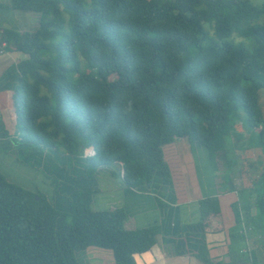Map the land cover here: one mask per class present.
I'll use <instances>...</instances> for the list:
<instances>
[{
  "label": "trees",
  "instance_id": "trees-1",
  "mask_svg": "<svg viewBox=\"0 0 264 264\" xmlns=\"http://www.w3.org/2000/svg\"><path fill=\"white\" fill-rule=\"evenodd\" d=\"M12 7L40 15L33 31L0 30V47L22 55L19 83L5 96L24 156L92 147L91 171L122 163L123 182L143 189L155 178L170 182L164 147L178 138L204 146L213 166L223 152L228 168L235 148H258L253 184L231 187L240 201L230 238L243 241L238 202L245 226L264 236V0H12ZM222 177L229 188L231 176ZM90 204L91 192L78 191L58 210L0 172V264H79L76 252L88 246L110 250L115 264H136L134 254L155 243V226L125 229L124 210ZM199 206L207 223L219 215L216 197Z\"/></svg>",
  "mask_w": 264,
  "mask_h": 264
},
{
  "label": "crops",
  "instance_id": "crops-1",
  "mask_svg": "<svg viewBox=\"0 0 264 264\" xmlns=\"http://www.w3.org/2000/svg\"><path fill=\"white\" fill-rule=\"evenodd\" d=\"M39 17L37 12L14 9L12 0H0V30L33 31ZM12 48L0 47V172L8 181L30 190H41L56 208L69 209L70 198L78 191H89L93 210H124L125 229L155 226V243L147 251L134 254L136 264H208L206 260L264 264V236L245 226L240 202L243 221L238 231L243 241L232 245L230 230L236 221L234 203L240 198L231 184L226 187L218 154L213 166L204 146H192L184 137L165 146L170 182L155 178L143 189L123 182L120 163L91 171L83 154H58L51 148H34L24 156L20 144L15 143L18 137L14 134L10 97H6L20 79L17 62L22 55ZM206 197H216L220 209L210 223L200 213L199 201ZM255 239L260 240L259 245ZM238 257L247 259L233 262L232 258ZM76 258L79 264H115L112 252L97 246L77 251Z\"/></svg>",
  "mask_w": 264,
  "mask_h": 264
},
{
  "label": "rangeland",
  "instance_id": "rangeland-1",
  "mask_svg": "<svg viewBox=\"0 0 264 264\" xmlns=\"http://www.w3.org/2000/svg\"><path fill=\"white\" fill-rule=\"evenodd\" d=\"M252 1L254 3L258 4V3L262 2L263 0H252ZM237 39L239 40L238 37H236V40ZM260 103L264 109V91H261V93H260ZM237 129H238V131H241L242 133L245 134L244 128L241 125H238ZM245 140L246 139H241L239 141V144L240 143L246 144ZM87 148H91V147H87ZM45 149H47V148H45ZM57 153L63 154L61 152H57ZM83 155H84V153H83ZM217 156H218V160H219V166L222 170V175L224 174L225 170H226V173L228 172V175L231 176V180L233 181V184L232 183H230V184H232V186H234L237 191L243 187H249L253 184V178L256 176V173H257V172H255V169L253 166L256 165L258 159L262 158V153L258 148L257 149L248 148V147H246L244 149L235 148V153H232L229 155L230 157L236 158V164L232 165L231 168L227 167L225 154L223 152H221V151L218 152ZM217 156L214 155V160L217 158ZM257 171H260V170H257ZM57 180L58 179L56 178L55 181L57 182ZM58 184H59V180H58ZM56 190L59 192V189H56ZM39 192H42V191L40 190ZM49 194H51V193H49ZM46 198L49 199L47 196H46ZM70 200H71V198H70ZM57 209L62 210V211H66L68 209V207H67V209L57 207ZM259 241H260L259 239L258 240L255 239V244L259 245Z\"/></svg>",
  "mask_w": 264,
  "mask_h": 264
},
{
  "label": "built area",
  "instance_id": "built-area-1",
  "mask_svg": "<svg viewBox=\"0 0 264 264\" xmlns=\"http://www.w3.org/2000/svg\"><path fill=\"white\" fill-rule=\"evenodd\" d=\"M83 153H84V156L90 157V156H93L94 155L95 151L91 147V148H85L84 151H83ZM120 165L122 166V163H120ZM121 173L123 175V169H122ZM243 227H245V226H243Z\"/></svg>",
  "mask_w": 264,
  "mask_h": 264
}]
</instances>
